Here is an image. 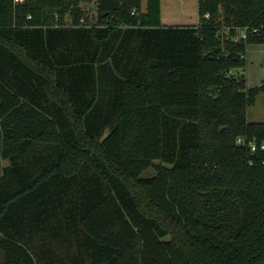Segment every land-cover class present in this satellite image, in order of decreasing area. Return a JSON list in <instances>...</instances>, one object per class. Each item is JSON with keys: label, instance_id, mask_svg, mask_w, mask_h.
I'll list each match as a JSON object with an SVG mask.
<instances>
[{"label": "trees", "instance_id": "1", "mask_svg": "<svg viewBox=\"0 0 264 264\" xmlns=\"http://www.w3.org/2000/svg\"><path fill=\"white\" fill-rule=\"evenodd\" d=\"M80 1L0 0V264H264V0Z\"/></svg>", "mask_w": 264, "mask_h": 264}, {"label": "rangeland", "instance_id": "2", "mask_svg": "<svg viewBox=\"0 0 264 264\" xmlns=\"http://www.w3.org/2000/svg\"><path fill=\"white\" fill-rule=\"evenodd\" d=\"M145 1L142 0V3L145 4ZM197 5L198 3H195L194 0H160V23L164 26L193 25L199 18ZM79 6L89 15L92 22L96 21L95 0L80 1ZM64 18L67 23L70 22L69 12H66ZM245 57L246 66L235 70L234 73L244 76L247 84L251 87L261 86L264 84V45L251 46ZM246 118L250 122H264V91H260L255 96L253 104L248 106ZM154 174V169L149 168L142 173V176L147 177Z\"/></svg>", "mask_w": 264, "mask_h": 264}, {"label": "built area", "instance_id": "3", "mask_svg": "<svg viewBox=\"0 0 264 264\" xmlns=\"http://www.w3.org/2000/svg\"><path fill=\"white\" fill-rule=\"evenodd\" d=\"M21 1V0H16ZM246 36V28L241 32V37ZM236 144L238 146L247 147L251 152H256L258 150L264 151V142H257L255 139H246L245 137L236 138ZM264 164V160L261 162Z\"/></svg>", "mask_w": 264, "mask_h": 264}, {"label": "crops", "instance_id": "4", "mask_svg": "<svg viewBox=\"0 0 264 264\" xmlns=\"http://www.w3.org/2000/svg\"><path fill=\"white\" fill-rule=\"evenodd\" d=\"M194 2H195V3H196V2L198 3V0H194ZM145 6H146V1H145V4L142 3V9H145ZM160 14H161V12H160ZM197 22H198V19H197L196 23H197ZM196 23H195V24H196ZM248 51H249V50H248ZM247 85H248V84H247ZM248 86H249V85H248Z\"/></svg>", "mask_w": 264, "mask_h": 264}]
</instances>
